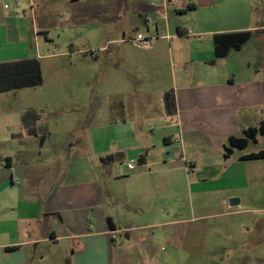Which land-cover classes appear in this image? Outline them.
<instances>
[{"label": "crops", "instance_id": "0c3cea01", "mask_svg": "<svg viewBox=\"0 0 264 264\" xmlns=\"http://www.w3.org/2000/svg\"><path fill=\"white\" fill-rule=\"evenodd\" d=\"M121 2L118 10L116 0L113 20L130 3L147 31L158 35L154 46L144 47L149 52L145 57L125 60L135 81L127 95L143 101L153 92L143 83L157 88L158 115L135 120L138 107L125 103L120 83L115 91L119 106L87 116L101 117L98 132L87 125L72 137L79 118L56 131L40 124L37 112L19 107L18 95L0 92V264L182 262L176 253H150V237L168 232L147 230L212 215L207 210L213 207L215 189H203L201 182L245 180L248 169L254 178L263 177L258 162L264 158H242L263 150L247 147L264 134H256L245 148L233 147L227 157L224 146L230 137H241L264 120V0ZM170 11L175 18L170 19ZM149 15L154 16L152 25ZM2 29L6 34V27ZM243 31L250 36L238 49L216 56L215 35ZM97 48L105 51L106 45ZM166 66L169 80L162 77ZM104 77L101 82H108ZM116 80L111 83L119 84ZM115 113L120 120L106 126V115ZM142 154L145 160L140 162ZM130 160L132 169L127 168ZM188 174L196 186L192 194L197 214L181 217L184 207L177 200V187ZM236 197L241 204L239 195H231ZM221 205L230 206L225 200ZM170 212L178 217L169 219Z\"/></svg>", "mask_w": 264, "mask_h": 264}, {"label": "rangeland", "instance_id": "374dc122", "mask_svg": "<svg viewBox=\"0 0 264 264\" xmlns=\"http://www.w3.org/2000/svg\"><path fill=\"white\" fill-rule=\"evenodd\" d=\"M103 1L102 5L101 0L73 3L67 0H0V61L13 56L34 57L39 60L42 72L39 85L14 89L7 94L18 95L19 107L30 113L37 112L41 117L39 123L56 131L66 129L72 119L79 118L81 122L69 133L72 137L80 136L81 129L87 125L93 133L98 132L101 117L87 116L93 111H112L119 106L120 95L115 91L120 83L121 89H125V103L138 107L135 120L158 115L157 109L161 107L157 100L160 90L158 92L149 84L142 85L149 90L153 88L149 99L140 101L132 94L127 95L130 84L135 82L127 63L149 53L128 38L137 33L144 36L155 33L147 31L130 3L123 5L120 18L113 20L116 0ZM170 14V19L176 17L171 11ZM153 20L154 16L149 15V25ZM2 26L6 27V34L2 33ZM6 38L10 40L8 43L4 41ZM107 40L110 41L106 44ZM156 42L157 37L151 40L153 46ZM103 44L106 50H98ZM169 71L166 66L163 79L169 80ZM103 75L108 82H101ZM115 79L119 84L111 83ZM106 117L108 121L104 123L108 127L114 125V119L120 120L116 113ZM141 124L138 122L136 126ZM56 138L61 140L59 134ZM257 148L264 150V135H259L258 143H251L247 151ZM196 151L199 152L197 148ZM258 164L263 171L262 178H254L248 169L245 180L224 177L220 181L201 182V188L215 189L213 207L207 210V214L212 215L148 229L155 234L163 230L168 232L167 236L150 237V253L182 256V262L170 258L168 264H264V160ZM195 187L190 174L179 179L177 200L184 207L181 217L197 214ZM231 195H239L242 203L228 208L221 205V200L229 205ZM235 210L239 212L226 213ZM174 217L177 218V214L170 212L169 219ZM176 248L181 251L176 252Z\"/></svg>", "mask_w": 264, "mask_h": 264}, {"label": "trees", "instance_id": "16d2710c", "mask_svg": "<svg viewBox=\"0 0 264 264\" xmlns=\"http://www.w3.org/2000/svg\"><path fill=\"white\" fill-rule=\"evenodd\" d=\"M123 0L118 3V10L121 8ZM250 36L249 31L217 34L214 36L215 54L218 57L227 54L233 47L238 49ZM42 82V72L40 62L37 58H26L8 62H0V92L9 91L23 87H33ZM264 134V120L255 127L248 128L241 137H230L228 145L224 146V157H227L233 147L245 148L248 141L254 140L256 134ZM264 158V150L256 153H249L242 159ZM145 155L139 156V161L143 162Z\"/></svg>", "mask_w": 264, "mask_h": 264}, {"label": "built area", "instance_id": "2783aa9c", "mask_svg": "<svg viewBox=\"0 0 264 264\" xmlns=\"http://www.w3.org/2000/svg\"><path fill=\"white\" fill-rule=\"evenodd\" d=\"M158 37V35H153V36H144L141 33H137L135 37L128 38L129 41L133 42L137 46H142V47H147L151 44V40L154 38ZM124 40V38H123ZM128 169L133 168V161L130 160V162L127 164ZM186 169H190V167L186 166ZM113 238L115 235L112 236Z\"/></svg>", "mask_w": 264, "mask_h": 264}, {"label": "water", "instance_id": "95a60500", "mask_svg": "<svg viewBox=\"0 0 264 264\" xmlns=\"http://www.w3.org/2000/svg\"><path fill=\"white\" fill-rule=\"evenodd\" d=\"M238 202H239V200L237 198H232L229 200L230 206H235L238 204Z\"/></svg>", "mask_w": 264, "mask_h": 264}]
</instances>
